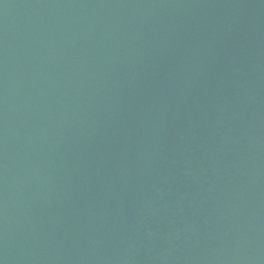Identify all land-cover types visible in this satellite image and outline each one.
Segmentation results:
<instances>
[{
    "label": "water",
    "instance_id": "1",
    "mask_svg": "<svg viewBox=\"0 0 264 264\" xmlns=\"http://www.w3.org/2000/svg\"><path fill=\"white\" fill-rule=\"evenodd\" d=\"M25 264H264V0H68Z\"/></svg>",
    "mask_w": 264,
    "mask_h": 264
}]
</instances>
